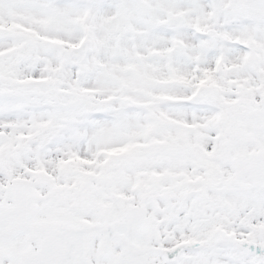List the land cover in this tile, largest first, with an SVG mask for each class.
Returning <instances> with one entry per match:
<instances>
[{
  "label": "snow or ice",
  "instance_id": "snow-or-ice-1",
  "mask_svg": "<svg viewBox=\"0 0 264 264\" xmlns=\"http://www.w3.org/2000/svg\"><path fill=\"white\" fill-rule=\"evenodd\" d=\"M0 264H264V0H0Z\"/></svg>",
  "mask_w": 264,
  "mask_h": 264
}]
</instances>
